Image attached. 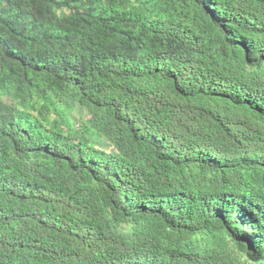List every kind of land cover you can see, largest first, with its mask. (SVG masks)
Instances as JSON below:
<instances>
[{"label": "trees", "instance_id": "1", "mask_svg": "<svg viewBox=\"0 0 264 264\" xmlns=\"http://www.w3.org/2000/svg\"><path fill=\"white\" fill-rule=\"evenodd\" d=\"M0 264H264V0H0Z\"/></svg>", "mask_w": 264, "mask_h": 264}]
</instances>
